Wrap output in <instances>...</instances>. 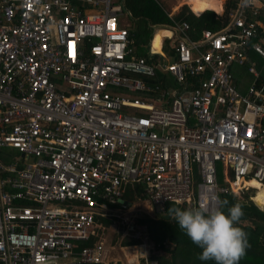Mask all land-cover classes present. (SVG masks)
<instances>
[{
  "label": "built area",
  "instance_id": "2783aa9c",
  "mask_svg": "<svg viewBox=\"0 0 264 264\" xmlns=\"http://www.w3.org/2000/svg\"><path fill=\"white\" fill-rule=\"evenodd\" d=\"M224 1L143 56L123 0H0V264H119L94 227L126 222L127 186L151 216L264 185V0Z\"/></svg>",
  "mask_w": 264,
  "mask_h": 264
},
{
  "label": "trees",
  "instance_id": "16d2710c",
  "mask_svg": "<svg viewBox=\"0 0 264 264\" xmlns=\"http://www.w3.org/2000/svg\"><path fill=\"white\" fill-rule=\"evenodd\" d=\"M122 3L125 10L129 12L130 17L133 19L132 25L130 24L127 28L128 36L132 38L133 45L139 41L137 43L138 46L136 44L134 47L135 54L143 56H145V51H142L140 44L150 39L151 27L155 25H168L171 23V19L175 21L184 20L188 23L190 29H192L190 34L195 36L202 29L216 30L224 26L228 20L227 13L231 5V2L227 1L221 15L214 13L211 9L203 10L201 14L195 15L186 5H181L169 17L167 15L169 11L163 9L161 4L158 5L154 0H123ZM165 30L158 29L154 31L153 35L156 32L162 34ZM153 35L151 41H154ZM157 47L159 46L154 47V49H158ZM257 64L258 67L262 66L264 68L259 61H257ZM242 72L240 71L239 73L241 74ZM239 73H237V79L235 77V83L238 86V90L243 91V87H241V83L238 80ZM217 180L220 182L219 177H217ZM249 190H244L240 194V198L230 192L220 193L218 195V207L225 214H227L228 208L237 203L242 207L243 215L237 226L241 227L247 234L248 247L239 264H264V209H260L253 203L251 197H253L254 192L250 194ZM122 197L124 200L132 203L145 196L141 185L134 184L132 187H126ZM223 201H227L226 206L222 205ZM170 207H179L182 210H186L187 208L196 206L193 202L183 206L166 203L164 213L160 214L157 218L153 219L147 215H143L135 221L138 225L145 226L148 239L152 242L153 246L167 253V256L160 255L156 257L157 264H215V261H202L198 258L202 253V249L195 245L185 232L180 229L175 219L169 217L168 209ZM96 219L103 223L104 226L111 224V219ZM133 238L135 237L128 240L123 239L121 245L136 243L137 240ZM91 241L92 237L88 243H91ZM140 264H143L142 260Z\"/></svg>",
  "mask_w": 264,
  "mask_h": 264
},
{
  "label": "clouds",
  "instance_id": "9594fccd",
  "mask_svg": "<svg viewBox=\"0 0 264 264\" xmlns=\"http://www.w3.org/2000/svg\"><path fill=\"white\" fill-rule=\"evenodd\" d=\"M254 2L255 0H241L242 6H250ZM222 205L226 206L227 201H223ZM168 215L202 249L198 257L200 260L215 261V264H239L245 255L248 240L247 234L237 226L243 215L239 203L228 208L227 214L220 207L209 208L200 204L186 210L170 207Z\"/></svg>",
  "mask_w": 264,
  "mask_h": 264
},
{
  "label": "rangeland",
  "instance_id": "374dc122",
  "mask_svg": "<svg viewBox=\"0 0 264 264\" xmlns=\"http://www.w3.org/2000/svg\"><path fill=\"white\" fill-rule=\"evenodd\" d=\"M159 2L161 4V6L163 7V9H165L166 11H172L171 15L173 13H175L180 7L178 5L176 8H174L175 10H170V7L173 3V0H160ZM225 2H227V1H224V3ZM224 3H223V10L225 7ZM206 7H208V6H206ZM206 7H204V8H206ZM214 13H216V12H214ZM221 13H223V11H221ZM121 18H122L123 22H127V23H130L132 25L133 19H132V17H130V15L126 14V15L121 16ZM165 28H167V27L160 28V29H165ZM151 29L152 30L150 32V36L152 37L153 27H151ZM158 37H159V39H158ZM160 37H161V34L158 32H156L153 35L154 41H151V42H152V45L154 47L160 45ZM138 42L139 41H137L136 44ZM136 44L133 45V47H135ZM137 46H138V44H137ZM140 46H141L142 51L145 50L148 47L147 41H144L143 43H141ZM235 77L237 79V72H235ZM239 79L242 81L241 87H244L249 80V75L247 73L242 72L239 75ZM248 192L250 194H252L254 192V189H250ZM135 203H134L135 205L132 208L133 210L130 213L127 212L128 214L124 215V217H127L126 222H121L120 220H116L115 222L111 223L109 226L102 225L100 227H98V226L94 227V231L96 234L95 237L103 242L104 248L107 247L108 249H111L110 253H112V250L114 249L113 254H118L120 259L124 262V264H126L125 261L128 262L127 264H130L131 259H133L132 255L134 256L135 255L134 253H136V252L138 253V255H140L139 253H142V256L146 255L147 259H154V260H156V257H158L160 255L167 256L166 252H164L163 250L158 249L157 247L153 246V244L148 239L147 233L145 231H142L141 228L139 227V225L136 222H134V221H136L137 218H139L143 215H146L143 212V210H141V207H143L142 202L135 201ZM262 208H264V206H262ZM136 209H139V210H136ZM142 209H146L145 206ZM149 214L151 215V218H153V219L157 218L159 216L158 214H155L154 212L152 213V211H150ZM132 237H135L133 239H136L139 241L138 245H136L137 247L134 248L133 246L129 247L130 245H121V241L123 239L128 240ZM144 250L146 251L145 254H144ZM140 260L141 259L139 258L138 261H140Z\"/></svg>",
  "mask_w": 264,
  "mask_h": 264
},
{
  "label": "crops",
  "instance_id": "0c3cea01",
  "mask_svg": "<svg viewBox=\"0 0 264 264\" xmlns=\"http://www.w3.org/2000/svg\"><path fill=\"white\" fill-rule=\"evenodd\" d=\"M184 2L188 5V7H189V9L192 11V8H191V3H189V2H187V0H184ZM222 6V9H223V5H222V0H220V7ZM209 7V6H208ZM199 8V9H198ZM197 9H194L196 12H201V11H203V10H208L207 8H204V7H198ZM201 8V9H200ZM212 8H214V7H212V6H210L209 7V9H211V10H213L214 12H216L218 15H221L222 13H219V12H221V10L220 11H218L216 8H214V9H212ZM192 13L193 14H195L193 11H192ZM195 15H197V14H195ZM228 17V16H227ZM164 27H166L165 25H160V26H157L156 28H164ZM156 30H158V29H156ZM155 30V31H156ZM167 30V29H166ZM164 31L162 34H161V37H160V40H161V38L163 37V36H168L170 33H169V31ZM154 33V32H153ZM152 33V34H153ZM151 34V35H152ZM151 40H152V37L150 36V39L147 41V43H148V46H149V44L151 45V47L152 48H154V46L152 45V42H151ZM166 44V43H165ZM148 48V47H147ZM147 48L144 50L145 51V55H146V50H147ZM157 48H159V47H157ZM128 203H130V202H128ZM133 203H135V202H132L131 204H133ZM133 209H130V211H127V212H131ZM125 213V214H128V213ZM148 216V215H147ZM149 217H151V216H149ZM105 219H109V218H105ZM100 222V221H99ZM112 223V222H111ZM102 225H103V223H102ZM132 229V228H131ZM93 240H99V239H97L96 237H93ZM150 241V240H149ZM151 242V241H150ZM138 243H139V241L137 240V242L136 243H134V244H129L130 246L129 247H131V246H133L134 248L135 247H137L136 245H138ZM152 243V242H151ZM114 250V249H113ZM112 250V253H110V251H111V249H108L107 247H105L104 248V253H103V256H105L106 258H116V259H118L119 260V264H124V262L120 259V257H119V255L118 254H113L114 253V251ZM145 250H144V254H145ZM135 255L133 256L132 255V258L133 259H131V261H130V264H140V261L142 260L143 261V256H142V253H139L140 255H138V253L136 252V253H134ZM140 256V257H139ZM139 258L141 259L140 261H138L139 260ZM126 262V264L128 263L127 261H125ZM143 264H144V262H143Z\"/></svg>",
  "mask_w": 264,
  "mask_h": 264
},
{
  "label": "bare ground",
  "instance_id": "6f19581e",
  "mask_svg": "<svg viewBox=\"0 0 264 264\" xmlns=\"http://www.w3.org/2000/svg\"><path fill=\"white\" fill-rule=\"evenodd\" d=\"M187 2L191 3L192 11L197 15H199L203 12V11L196 12L199 9L198 7H206V6L210 7V6H212V7H215L218 11H220L222 9V6L220 7V0H187ZM225 5H226V2L224 3V6ZM194 9H197V10L195 11ZM207 9H209V8H207ZM212 9H214V8H212ZM221 11H223V9ZM227 16H228V13H227ZM152 49H154V48H152ZM247 184L256 188V191H255L252 199L258 204L259 207H262L264 205V185H260L258 182L252 181V180L248 181Z\"/></svg>",
  "mask_w": 264,
  "mask_h": 264
},
{
  "label": "water",
  "instance_id": "95a60500",
  "mask_svg": "<svg viewBox=\"0 0 264 264\" xmlns=\"http://www.w3.org/2000/svg\"><path fill=\"white\" fill-rule=\"evenodd\" d=\"M253 203L256 205V206H258V204L253 200ZM259 207V206H258ZM262 209H264V208H262ZM165 216V215H164ZM166 217V216H165Z\"/></svg>",
  "mask_w": 264,
  "mask_h": 264
}]
</instances>
